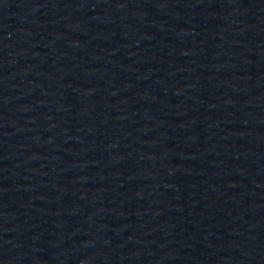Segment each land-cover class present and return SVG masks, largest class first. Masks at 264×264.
<instances>
[{"label": "water", "instance_id": "obj_1", "mask_svg": "<svg viewBox=\"0 0 264 264\" xmlns=\"http://www.w3.org/2000/svg\"><path fill=\"white\" fill-rule=\"evenodd\" d=\"M0 264H264V0H111Z\"/></svg>", "mask_w": 264, "mask_h": 264}]
</instances>
